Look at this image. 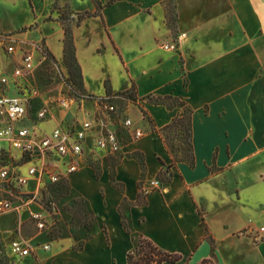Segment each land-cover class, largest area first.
I'll return each instance as SVG.
<instances>
[{
    "label": "crops",
    "instance_id": "0c3cea01",
    "mask_svg": "<svg viewBox=\"0 0 264 264\" xmlns=\"http://www.w3.org/2000/svg\"><path fill=\"white\" fill-rule=\"evenodd\" d=\"M110 1L100 0V13L89 3L92 16L74 28L77 61L84 87L95 102L132 87L137 90L140 106L137 98L128 102L123 115L145 134L133 140L130 136L115 154L90 144L85 147L81 168L67 177L95 214V231L79 249L74 240L62 253L52 250L49 241L37 242L38 248L50 244L54 264H128L129 253L144 237L181 256L164 264L205 260L264 264V235L258 242L251 234L258 233L255 225L264 221V0H174V27L166 14V0H116L107 5ZM91 21L99 24L105 38V44L94 46L99 66L88 62L85 47L77 41L78 31H87ZM89 32L87 44L95 38V31ZM177 35L182 38L177 52L161 47ZM108 51L119 61L122 87L119 78L101 65ZM11 59L19 62L20 54L10 58L0 52V74L12 73ZM158 97L184 103L151 101ZM94 106V116L88 114L85 120L101 116ZM187 109L194 165L187 160L175 163L154 129L165 128ZM29 121L39 135L50 134L57 126L51 118L38 123L27 119L18 125ZM81 123L74 121L64 129ZM112 128L123 129L118 124ZM87 155L100 162L99 175L91 165L82 166ZM57 158H49L48 165L64 175L67 160ZM23 162L19 169L23 175L41 165L39 158ZM161 175L167 179L161 180ZM38 178L23 187L25 192L42 190ZM7 191L17 193L14 186ZM244 230L250 235L240 236ZM10 250L11 245V255Z\"/></svg>",
    "mask_w": 264,
    "mask_h": 264
},
{
    "label": "rangeland",
    "instance_id": "374dc122",
    "mask_svg": "<svg viewBox=\"0 0 264 264\" xmlns=\"http://www.w3.org/2000/svg\"><path fill=\"white\" fill-rule=\"evenodd\" d=\"M166 2L167 17L175 22L174 0H166ZM89 3L95 5L93 0H0V33L18 36L21 39V41L19 40L20 46L25 51L33 52L36 58L37 70L35 75L29 80L21 81L23 91L33 92L34 88L38 90L39 94L32 111L37 114L40 109L46 108L49 114L48 118L52 119L51 124L57 125L56 128H64L65 125L71 126L77 120L83 122L88 114L94 116L96 112L94 104L97 101L95 102L94 98L88 99L85 95L87 93L83 94L85 97L76 94V90L79 92L84 87L81 86L80 81L82 71L76 57L74 36L73 46L67 57L65 56L64 42L65 26H68L73 32L74 28L80 24L81 16H92L88 8ZM101 10L102 8L98 10V13ZM87 13L91 15H87ZM90 29L95 31V38L92 43L87 44L86 37L89 35ZM78 37L79 44L85 47V58L93 66H99L94 57V46L101 43L105 44V38L99 24L91 21L87 31L86 28L78 31ZM178 37L179 35L175 38L178 39ZM170 42L172 41H165L160 45L162 47L164 43ZM104 46L102 45V47ZM107 58L105 62L102 61L101 65L108 68L113 75L119 78V84L122 87L125 80H123L118 59L112 51L107 52ZM70 65H72V68ZM95 87L101 91L98 82H96ZM125 92L133 94L140 106V103H138L140 98L135 88L132 87L130 90L123 91L118 95L125 94ZM13 95L17 98L20 97L18 92ZM124 98L126 99L115 101L121 109L128 106V100L133 101L125 96ZM178 103H181L178 99L167 100V104L170 105ZM121 109L120 112L123 115L125 109ZM81 111H84L85 114H82ZM25 126L35 127V130L38 129L30 121ZM162 135L164 142L168 143V146L175 151L178 158L189 159L188 154L191 153L187 144V134L182 128L165 130ZM128 138L130 139V135L125 132L123 136L124 144L125 142L128 143ZM91 146L95 149L93 145ZM13 151L18 154L21 153L15 148H13ZM15 156L20 158L19 155ZM33 158H37V156ZM59 158H57V161ZM92 158L91 155H87L82 166L91 165L99 175L100 162L97 160L92 161ZM19 164L23 165L25 163L21 162ZM30 165H32L31 162L28 163V167ZM68 177L61 175L60 181L52 183L47 177L43 176L42 190L35 194L29 193L30 197L35 199L34 202L28 204V201L23 199L21 210L0 212V242L2 244L0 264H54L55 262H52L53 258L50 259L53 248L62 253L64 251L63 247H66V244L71 240H74L73 246L75 248L83 247L85 239L95 231L96 216L85 199L72 188ZM162 177H160L161 180L167 179V177ZM25 188L19 187L16 190L25 192ZM14 194L12 196L7 190H0V197L14 199L19 195V193ZM32 212H39L42 220H45L46 227L44 229H40L38 226L39 219L34 218ZM263 226L264 221L255 225L258 233L253 232V234L251 232L255 241L259 242L262 239V235H264ZM248 231L244 230L239 234L242 237L249 236ZM20 239L27 240L34 248L32 255L28 256L29 258L15 256L11 250V255L8 252L12 241ZM45 241H49L52 250L44 251L38 248L37 242L43 243Z\"/></svg>",
    "mask_w": 264,
    "mask_h": 264
},
{
    "label": "built area",
    "instance_id": "2783aa9c",
    "mask_svg": "<svg viewBox=\"0 0 264 264\" xmlns=\"http://www.w3.org/2000/svg\"><path fill=\"white\" fill-rule=\"evenodd\" d=\"M181 40L182 38L179 36L178 39L176 38L170 43H164L162 48L169 52H177ZM0 50L10 58L20 54L19 62L14 63L11 59V63L14 65L12 73L0 74V142H4L3 146H0V190H9L12 186L16 189L23 188L36 176H39L40 180L43 176L47 177L52 183L60 181L63 174L51 170L47 162V159L52 156L66 158L64 175L67 177L80 169L79 160L83 157L88 144L108 153H118L124 147L125 132L129 133L132 140L144 136L145 133L140 128L134 129L131 117L121 114V108L115 101L126 99L123 95L108 96L96 100L101 116L84 120L78 128L57 127L50 134L39 135L35 127L19 126L18 123L27 119L32 120V118L36 123L43 122L49 115L46 108H42L37 114H34L32 109L39 92L36 88L33 89V92H24L22 88L21 81L32 78L37 70L36 58L33 52L25 51L20 46L19 39L15 35L0 34ZM15 92H18L20 97H15L13 95ZM122 108L124 109V107ZM116 124L123 129H113L112 126ZM94 133L95 137L90 135ZM13 148L21 152L20 158L15 156ZM35 156L41 160V165L30 167L28 175L20 173L21 165L19 163L33 159ZM9 193L12 196L15 195L13 191ZM17 193L19 195L14 199L0 197V212L21 210L23 199L27 200L28 204L35 200L27 192L17 191ZM32 215L39 219L40 229H44L46 224L40 213L32 212ZM262 231H264V227ZM42 247L49 250L51 245L44 244ZM33 249V246L25 239L13 240L11 243V252L15 256L24 258L31 256Z\"/></svg>",
    "mask_w": 264,
    "mask_h": 264
},
{
    "label": "trees",
    "instance_id": "16d2710c",
    "mask_svg": "<svg viewBox=\"0 0 264 264\" xmlns=\"http://www.w3.org/2000/svg\"><path fill=\"white\" fill-rule=\"evenodd\" d=\"M95 5L97 6L98 9L102 8V3L100 2V0H93ZM116 0H111L110 2H108L107 5H111L115 2ZM87 15H91L90 13H87ZM86 16L83 15L80 17V20H82L83 18H85ZM169 23L171 24V26L174 27V23L172 21V19L168 18ZM65 31V56H68V53L70 52V50L72 49L73 46V32L72 30L68 27L65 26L64 28ZM72 68V65H70ZM81 70V68H80ZM72 72V71H71ZM72 74V73H71ZM81 86L84 87V78L83 75L81 73ZM107 91H108V95L112 94L111 90L107 87ZM87 93L85 87L83 89H81L79 92L76 90V94L78 96H83L85 97L83 94ZM87 96L88 99H93L94 97L89 95L88 93L85 94ZM123 96L135 100V96L133 94H130L128 92H125V94H122ZM172 99V97H158L156 99H152L151 101L155 104H167V100ZM184 103V102H181ZM145 116L147 115L146 112L144 113ZM191 126H192V122H191V110L187 109L185 114L177 119H175L171 124H169L168 126H166L165 128L159 130L157 128L154 127L155 130H157L160 135L163 138L162 133L165 130H169V129H175L177 127H180L183 129V131L185 132V134H187V144L189 147V151H190V155L189 159L187 161H189L191 163V165L195 164V156H194V152H193V144H192V133H191ZM165 144L167 145L169 152L172 154L173 158H174V162H179L181 160H186L184 158H178L175 154V151L168 146V143L165 142ZM162 177V175H161ZM170 179V177L168 178V180ZM125 226L126 223L124 222ZM181 259V256L178 254H172V253H168L165 252L163 250H161L159 247H157L152 241L142 237L140 239L139 245L129 253L128 255V264H164L166 262H170V263H174L177 262L178 260ZM202 264H215L212 260H205Z\"/></svg>",
    "mask_w": 264,
    "mask_h": 264
}]
</instances>
